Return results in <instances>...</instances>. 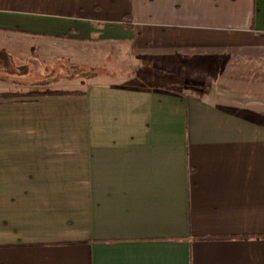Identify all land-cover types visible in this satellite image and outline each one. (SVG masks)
I'll use <instances>...</instances> for the list:
<instances>
[{
  "label": "crops",
  "instance_id": "obj_1",
  "mask_svg": "<svg viewBox=\"0 0 264 264\" xmlns=\"http://www.w3.org/2000/svg\"><path fill=\"white\" fill-rule=\"evenodd\" d=\"M0 56L99 70L0 98V264H264V0H0Z\"/></svg>",
  "mask_w": 264,
  "mask_h": 264
},
{
  "label": "trees",
  "instance_id": "obj_2",
  "mask_svg": "<svg viewBox=\"0 0 264 264\" xmlns=\"http://www.w3.org/2000/svg\"><path fill=\"white\" fill-rule=\"evenodd\" d=\"M62 67L64 68L62 75H49L47 78L34 82L31 84H25L17 82V84H21V86H25L24 89H14V90H8L4 92H0V98H6V99H34L41 96H52V95H67V94H79L81 92L75 91V92H69L64 90H53L50 88V84L58 81L59 79H74V78H88L93 77L99 73V70L94 68H85L80 65L76 64H62ZM17 73H24L26 72V66L25 65H19L17 66ZM0 80H6L5 78L0 77ZM25 84V85H23Z\"/></svg>",
  "mask_w": 264,
  "mask_h": 264
},
{
  "label": "rangeland",
  "instance_id": "obj_3",
  "mask_svg": "<svg viewBox=\"0 0 264 264\" xmlns=\"http://www.w3.org/2000/svg\"><path fill=\"white\" fill-rule=\"evenodd\" d=\"M59 64L61 63H58V65ZM18 65L21 64L13 63L0 56V77L3 76V78L6 79L5 81L0 80V92L7 89H24L25 86H21L22 83L31 84V81L43 80L49 76L52 70H54V73H60L62 71L61 67H58L53 63H50V65L46 68H44L45 66H41V64H35L34 67L31 66L26 73L24 72V74L15 72L17 71ZM17 82H20L21 84H17ZM71 84L72 83L64 87H69Z\"/></svg>",
  "mask_w": 264,
  "mask_h": 264
}]
</instances>
